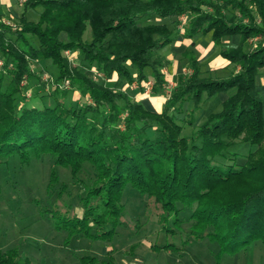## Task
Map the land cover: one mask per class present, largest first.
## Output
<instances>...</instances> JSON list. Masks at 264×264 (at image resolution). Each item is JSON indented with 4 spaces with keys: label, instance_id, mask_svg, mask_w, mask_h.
Wrapping results in <instances>:
<instances>
[{
    "label": "trees",
    "instance_id": "1",
    "mask_svg": "<svg viewBox=\"0 0 264 264\" xmlns=\"http://www.w3.org/2000/svg\"><path fill=\"white\" fill-rule=\"evenodd\" d=\"M38 6L43 7L39 20H29L27 11ZM185 14L187 38L210 33L222 46L227 37L241 36L236 46L220 50L240 69L222 78L204 76L194 51L187 49L191 73L179 76L160 112L94 80L65 54L78 51L85 68L95 66L106 79L117 76L141 89L150 75L152 94H162L167 79L158 53L176 36L166 23L147 21ZM20 22L18 29L0 27V164L12 156L29 164L50 155L76 180L85 163L93 166L94 179L80 198L82 216L57 201L44 210L57 230L69 238L111 241L123 225V197L131 186L146 196V212L157 210V222L168 235L181 228V210H191L190 232L182 243L216 242L218 261L264 242V94L258 85L264 68V0H25ZM88 27L90 40L85 39ZM40 59L57 68L53 95H42L41 107L19 106L23 82L36 77L30 61ZM65 80L69 88L61 86ZM73 87L82 102L69 100ZM221 93L229 94L222 109L184 134L182 122L194 124L205 102ZM238 141L242 147H236ZM58 182L53 168L49 190ZM66 189L63 184L59 199ZM157 248L178 250L172 243ZM80 261L115 264L110 253L103 261L95 256ZM0 264L33 262L10 248L0 249Z\"/></svg>",
    "mask_w": 264,
    "mask_h": 264
},
{
    "label": "rangeland",
    "instance_id": "2",
    "mask_svg": "<svg viewBox=\"0 0 264 264\" xmlns=\"http://www.w3.org/2000/svg\"><path fill=\"white\" fill-rule=\"evenodd\" d=\"M24 1L11 0L14 9L11 13L8 5L0 0V15L13 21L15 26H9L13 29L21 26L20 17ZM42 10V6L29 9L27 18L37 22ZM188 19V15L185 14L175 18H152L147 21V23H166L176 36V44H170L158 53L163 59L162 71L174 80L166 84H171L173 87L177 86L178 76L188 77L191 73L188 59L185 56V51L189 47L184 45L182 39L187 30ZM201 35L203 34L199 33L195 38ZM62 38L66 39V35L63 34ZM85 39H91L90 27L86 31ZM205 39L198 42L204 47V51L199 52L196 49L197 43L190 47L195 56L199 58L204 76L222 78L239 71L240 67L226 62L219 54L222 48L238 44L239 38H228L222 46L213 47H208L210 42ZM31 42L37 45V37L32 36ZM257 42V38L250 39L244 45L245 50L252 49ZM65 54L74 67L87 71L94 80L112 88L119 87V90L129 91L128 93L132 91V86L128 82L106 79L95 66L85 68L78 51L65 52ZM171 56L178 61L179 67L175 71H172V61L169 58ZM30 69L34 71L36 77L23 82V85H26L25 95L24 101L19 106L24 104L41 107L43 105L42 95L45 97L53 95L52 89L57 77V68L51 60L40 59L30 61ZM258 85L264 94V68L260 70ZM130 95L136 99V95L132 92ZM228 95V93H221L207 100L202 110L197 113L194 124L182 122L183 133L190 134L194 126L205 120L207 114L221 110L222 103ZM154 96L151 91L150 94L147 93L144 97H140L145 103L149 101V108L157 110L151 104L154 101L159 107V98ZM69 100L82 102L84 97L77 88L73 87L69 93ZM188 105L184 106L185 113L189 110ZM181 117L186 116L182 114ZM242 146L243 142L238 141L236 147ZM53 168L56 169L59 182L52 190H49L48 185ZM93 179L91 164L83 165L79 180H76L72 177L69 168L56 166L54 158L50 155H44L41 159H35L29 164H22L18 156H12L7 163L0 164V249L18 248L29 256L33 264H81L80 258L83 256H95L99 261H103L109 253L113 255L115 264H264V242L262 241L252 243L235 255H223L219 261L216 257L219 245L216 242L205 239L191 245L183 244L182 240L189 234L192 224L191 210H181L180 217L183 219L181 228L177 229L176 234L168 235L161 230L157 222V210L146 212V196H142L131 186L127 187L123 197L125 204L123 225L118 228L117 234L111 241L92 240L80 235L69 238L67 232L59 231L52 225L44 210L52 207L57 201L71 205L74 213L82 216L83 208L80 198L84 195L85 186L89 185ZM63 184L67 186V189L59 199L58 193ZM151 205L154 206L153 201ZM166 243L174 244L178 250L157 248Z\"/></svg>",
    "mask_w": 264,
    "mask_h": 264
},
{
    "label": "crops",
    "instance_id": "3",
    "mask_svg": "<svg viewBox=\"0 0 264 264\" xmlns=\"http://www.w3.org/2000/svg\"><path fill=\"white\" fill-rule=\"evenodd\" d=\"M2 2L3 3H5V4H7L8 5V9L9 10H11V13H13L12 11H14V9H13V6L11 5V0H2ZM199 34V33H198ZM197 35V34H196ZM195 35V36H196ZM195 36L193 37V38H187L186 36H185V33H184V37L182 38L183 39V43H184V45H186V47H189L188 49H190V47H192L191 46V44L194 42V43H197V46H196V49L199 51V52H202V51H204L205 49H204V47L201 45V44H199L200 43V41L201 40H203V39H208L209 40V42H210V44H208V42H207V44H208V47H213V46H215V44H214V42L212 41V37H211V34L209 33V34H203V35H201V36H199L198 38L196 37L195 38ZM206 36H208V38L206 37ZM239 38V40H241V36H239V35H233V36H229V37H227L226 39H225V41L224 42H226V40L228 39V38ZM205 39V40H206ZM199 42V43H198ZM240 42V41H239ZM173 43H175L176 44V40L173 42ZM172 43V44H173ZM209 45H211V46H209ZM237 44H233V45H231V46H236ZM169 47V46H168ZM193 50V49H192ZM219 54H220V52H219ZM221 56V55H220ZM222 58H223V60H225L226 62H228L229 63V61L226 59V58H224L223 56H221ZM170 59H171V61H172V63H171V65H172V71H175V70H177L178 69V61L174 58V57H169ZM198 58V57H197ZM198 60H199V58H198ZM200 62V61H199ZM165 76H166V79H167V83L168 82H174V80L171 78H169L168 77V75H166V73H165ZM178 78H179V76H178ZM178 78H177V81H178ZM109 80H118V78H117V76H114L112 79H109ZM149 80L150 81H153V78H152V76H150L149 75ZM120 82H122V81H120ZM130 84V83H129ZM167 85V84H166ZM131 86H132V88H131V90L132 91H130V93L132 92V94L133 95H136V100L137 101H140V102H143L146 106H148V104H150L149 103V101H147V103H145L144 101H143V99H141L142 97H140V96H145V94H147V93H149L150 94V92L152 91V90H148L146 87V84L144 85V89H141L139 86H138V84L136 83V82H133V83H131ZM174 86H175V84H174ZM175 87H173V89H174ZM117 89H119V87L117 88ZM172 89V90H173ZM127 92H129V91H127ZM129 93V94H130ZM154 97H158L159 99V107H157L156 105H155V102L153 101V103H151L157 110L156 111H161L162 110V108H163V105H164V102L166 101V99L169 97V95L166 93V91L164 90L163 91V94L161 95V94H157V95H155ZM163 98V99H162ZM152 98H150V100H151ZM224 99V98H223ZM225 100V99H224Z\"/></svg>",
    "mask_w": 264,
    "mask_h": 264
},
{
    "label": "built area",
    "instance_id": "4",
    "mask_svg": "<svg viewBox=\"0 0 264 264\" xmlns=\"http://www.w3.org/2000/svg\"><path fill=\"white\" fill-rule=\"evenodd\" d=\"M1 25H5V26H15V24L13 23V21L11 20V19H8V18H4V17H2L1 15H0V27H1ZM66 53H70V50H68V51H66ZM1 64H3V61H0V65ZM153 84H154V82L153 81H147V83H146V88L150 91V90H152V88H153ZM62 87H65V88H69L70 87V82H69V80H65V82L63 83V85H61ZM172 88H173V86H171V84L170 85H165L164 86V90L166 91V93L168 94V95H170L171 94V92H172Z\"/></svg>",
    "mask_w": 264,
    "mask_h": 264
}]
</instances>
